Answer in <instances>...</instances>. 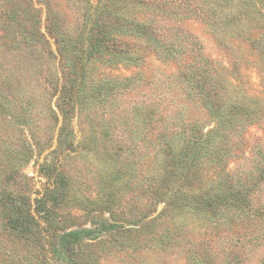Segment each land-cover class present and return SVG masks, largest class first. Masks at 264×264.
<instances>
[{"label":"rangeland","instance_id":"1","mask_svg":"<svg viewBox=\"0 0 264 264\" xmlns=\"http://www.w3.org/2000/svg\"><path fill=\"white\" fill-rule=\"evenodd\" d=\"M217 1L218 30L208 24L210 0H186L158 15L127 0L124 12L130 20L148 18L152 36L199 51L225 66L250 96L264 98V55L250 45L263 32L264 0H241L234 10L239 0ZM98 2L0 0V264H61L49 244L93 218L117 220L132 232L85 242L82 264H264V183L250 194V211L220 214V223L190 212L175 217L147 189L156 140L182 119L208 122L177 77L194 54L168 60L135 34L118 38L142 50L140 60L89 64L87 89L104 81L114 89L104 101L82 96L86 103L67 105L70 92H62L74 81L68 72L87 56ZM198 5L206 16L192 15ZM231 9L230 19L242 15L240 24L226 22ZM61 107L70 113L64 140ZM235 147L228 169L256 175L264 120ZM18 213L20 219L32 213L40 230L19 235L11 224Z\"/></svg>","mask_w":264,"mask_h":264},{"label":"trees","instance_id":"2","mask_svg":"<svg viewBox=\"0 0 264 264\" xmlns=\"http://www.w3.org/2000/svg\"><path fill=\"white\" fill-rule=\"evenodd\" d=\"M95 7L93 20L94 38L88 47L87 56L80 61V69L74 67L68 72L74 81L69 91L62 92L68 95L67 105L72 109L76 104L86 103L84 99L93 98L94 102L104 101L107 95L114 89L109 82H92L89 89L85 86L88 81V65L101 63L110 64L136 63L143 54L139 49L129 43H122L123 37H132L134 34L144 39L146 44L154 48L164 59H179L194 54L192 48L182 50L174 44H169L161 37L150 34L151 23L148 18L142 16L140 20H130L124 12L127 0H98ZM140 6L146 10L145 15L165 14L171 6L181 5L186 0H166L156 3L155 0H138ZM179 2V3H177ZM243 1L239 0L232 7L238 8ZM210 5L211 18L208 24L215 29H220L221 13L217 0L207 2ZM247 3L244 5L246 6ZM202 6H195L192 15H205ZM231 10L226 12V22L234 24L241 23L242 15H235L230 19ZM206 16V15H205ZM222 27H228L223 25ZM225 31V30H224ZM134 37V36H133ZM119 38V40H117ZM252 49L261 50L260 56L264 55V28L261 36L251 39ZM197 47V46H196ZM136 49V50H135ZM227 68L204 57L199 51L193 56V60L181 66L177 75L190 91L193 97L198 99L208 117V122L199 120H186L173 124L167 132L156 140L153 158L157 164L154 175L151 176L147 189L153 193L158 206L165 204V209L170 208L179 217L187 212L199 216L208 215L222 222L221 216L231 212L244 214L250 211V194L264 183V149H260L255 155L257 173L235 174L228 169L234 151L241 146L245 131L253 125L261 124L264 120V98L250 96L235 79L227 75ZM93 81L95 76H91ZM72 81V80H70ZM112 81V80H111ZM73 88V90H71ZM89 93L88 95L86 93ZM71 93L73 95H71ZM96 96H91L90 94ZM63 123L61 126V140L66 135L69 127V110L61 107ZM242 137V138H241ZM241 138V139H239ZM113 207V206H111ZM112 217L113 212L110 210ZM165 209L160 211L157 219L164 214ZM44 211L37 210L42 215ZM11 224L17 229V233L23 237L28 234H36L37 226L35 216L29 213L27 219H20L18 213ZM155 218V219H156ZM224 220V219H223ZM176 222V220L174 219ZM38 223V221H36ZM131 229L117 220L108 218H93L91 226L82 228H70L62 231L58 236L57 245L49 244L54 256L61 264H82V260L88 261L80 256V250L87 241L108 236L118 238L120 234H131ZM47 250L48 246L46 245Z\"/></svg>","mask_w":264,"mask_h":264}]
</instances>
